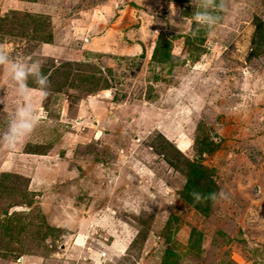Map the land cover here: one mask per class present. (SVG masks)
I'll return each mask as SVG.
<instances>
[{
  "label": "rangeland",
  "instance_id": "rangeland-1",
  "mask_svg": "<svg viewBox=\"0 0 264 264\" xmlns=\"http://www.w3.org/2000/svg\"><path fill=\"white\" fill-rule=\"evenodd\" d=\"M256 24L264 0H0V264H264Z\"/></svg>",
  "mask_w": 264,
  "mask_h": 264
},
{
  "label": "trees",
  "instance_id": "trees-1",
  "mask_svg": "<svg viewBox=\"0 0 264 264\" xmlns=\"http://www.w3.org/2000/svg\"><path fill=\"white\" fill-rule=\"evenodd\" d=\"M257 32L259 33L262 41H264V27L262 24H256ZM51 39V35L45 40V42H49ZM163 56L165 59L169 58L170 54L168 51ZM172 57V56H171ZM93 86L92 88H94ZM196 136L195 140L198 143L197 153L201 156L203 152H212L216 145L212 141H208L205 138L203 140V145H201V141ZM178 153L181 154V151L174 146ZM184 168L177 167L174 164L175 169L182 171L185 176V182L181 187L179 192L182 199H184L189 205L196 209L198 212H201L204 216L209 215L212 210V206L217 197V184L214 182L212 178V168L206 167L198 158L190 159L185 156L184 158ZM172 165V164H171ZM173 166V165H172ZM6 172H4L5 175ZM194 244V243H193ZM198 246V250H200ZM175 253L171 250L165 248V252L163 254L162 260L160 264H179L175 259Z\"/></svg>",
  "mask_w": 264,
  "mask_h": 264
},
{
  "label": "crops",
  "instance_id": "crops-1",
  "mask_svg": "<svg viewBox=\"0 0 264 264\" xmlns=\"http://www.w3.org/2000/svg\"><path fill=\"white\" fill-rule=\"evenodd\" d=\"M26 102H27V101H26ZM27 103H28V105H31L32 102H27ZM173 135H175V134H173Z\"/></svg>",
  "mask_w": 264,
  "mask_h": 264
},
{
  "label": "bare ground",
  "instance_id": "bare-ground-1",
  "mask_svg": "<svg viewBox=\"0 0 264 264\" xmlns=\"http://www.w3.org/2000/svg\"><path fill=\"white\" fill-rule=\"evenodd\" d=\"M170 134V133H169ZM183 143V142H182ZM181 142H180V145L182 146L183 144H182Z\"/></svg>",
  "mask_w": 264,
  "mask_h": 264
}]
</instances>
